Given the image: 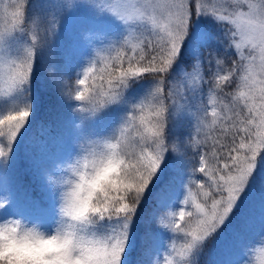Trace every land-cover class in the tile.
I'll use <instances>...</instances> for the list:
<instances>
[{"label": "snow or ice", "instance_id": "obj_1", "mask_svg": "<svg viewBox=\"0 0 264 264\" xmlns=\"http://www.w3.org/2000/svg\"><path fill=\"white\" fill-rule=\"evenodd\" d=\"M87 2L113 14L124 32L75 69L56 44L60 17H49L38 38L26 32L24 5L17 3L10 26L0 30V159H7L46 94L82 117L124 106L119 122L97 136L115 141L109 147L122 150L127 170L89 230L101 237L92 242L90 264H122L150 191L164 210H154L155 225L168 236L161 252L160 233L145 232L144 260L193 264L208 240L231 233L240 243L226 264H246L253 247L243 236L256 230L255 245L264 243V0ZM42 20L37 10L32 22ZM208 20L219 35L207 29ZM234 80L236 89L226 91ZM206 85L216 96L210 109ZM51 131L41 124V136ZM177 238L179 245L169 243Z\"/></svg>", "mask_w": 264, "mask_h": 264}, {"label": "trees", "instance_id": "obj_2", "mask_svg": "<svg viewBox=\"0 0 264 264\" xmlns=\"http://www.w3.org/2000/svg\"><path fill=\"white\" fill-rule=\"evenodd\" d=\"M35 2V5H33ZM203 2V0H202ZM21 3L25 11V30L38 38L44 33V29L50 27L49 17H60L56 44L62 55L71 58L73 69L81 66L85 59L95 56V50L104 48L113 40H120L124 27L121 25L110 28V36L106 38L99 35L101 27L105 22L100 20L93 24L94 19L87 11L83 13L79 7L75 6L74 21L66 20L71 10H66L72 5V0H58L59 14L55 11L56 0H0V30L10 26V13L15 10V5ZM7 9V13L5 12ZM42 12L43 20L38 24L32 22L33 14ZM84 14V18L82 15ZM205 26L213 34L219 35L218 26L211 20L205 22ZM135 42V41H134ZM209 47L216 48L218 45L212 43ZM236 59L235 54L226 57V63L231 66ZM6 71V69H5ZM205 77L209 76L208 65L203 67ZM147 84V81L141 82ZM3 80H0V99H3ZM236 89V81L227 87L226 91L233 92ZM138 88H133L132 92H137ZM205 103H214L216 96L208 92L205 86ZM132 93H129L131 95ZM6 107V105H4ZM126 110L120 105H110L94 116H79L74 114L69 106L60 101L55 94L49 93L41 98V102L36 106L35 115L27 129L14 144L7 159H0V201L7 203L0 208V220L9 217L21 219L28 224H36L41 229L51 232L57 221V191L53 189L48 180L49 174H56L59 169L56 165L69 160L77 152V141L82 138V134L90 137L103 136L119 122V115ZM211 119V117H209ZM51 126L49 135H40L41 124ZM79 124L80 127H76ZM56 125H58L56 127ZM188 156L192 157L195 164V155L189 150ZM202 178V177H201ZM154 191V189H153ZM195 193V183L192 185ZM153 192L146 194L144 201L138 211L137 219L132 230L131 243L124 255L122 264H151V257L147 260L142 258V237L149 229L160 233L156 227L153 215L156 212L164 211L157 209L152 198ZM178 211V209H177ZM234 225L239 227V220L233 219ZM162 239L159 249L165 247L163 240L168 233H160ZM181 239L177 238L169 242L179 245ZM242 242L245 246L253 247L258 241L256 230L246 233ZM240 242H234L231 233L221 237L208 240L198 257H193V264H226L233 255L234 250ZM249 253V252H248ZM162 264V261H161Z\"/></svg>", "mask_w": 264, "mask_h": 264}, {"label": "clouds", "instance_id": "obj_3", "mask_svg": "<svg viewBox=\"0 0 264 264\" xmlns=\"http://www.w3.org/2000/svg\"><path fill=\"white\" fill-rule=\"evenodd\" d=\"M109 145H115L109 137H82L77 152L48 175L58 201L51 232L18 218L0 220V264H90L92 242L101 237L89 230L127 170L122 150ZM246 255V264H264V243Z\"/></svg>", "mask_w": 264, "mask_h": 264}, {"label": "rangeland", "instance_id": "obj_4", "mask_svg": "<svg viewBox=\"0 0 264 264\" xmlns=\"http://www.w3.org/2000/svg\"><path fill=\"white\" fill-rule=\"evenodd\" d=\"M52 1V0H50ZM57 1V5H56V9L55 11L59 14V8H58V0ZM33 5H35V2H33ZM75 6L79 7V9L81 10L82 8V11L83 13L87 11L88 14H91L92 17L94 19H91L92 23L93 24H96L97 21L99 22L100 20L104 21L105 22L103 23L102 27H101V30H100V37L101 35H104L106 38H108L110 36L109 34V31H110V28H113L114 26H117V25H121L122 27H124L122 25V23L113 15L111 14L109 11L107 10H100L99 8L95 7L93 4L91 3H88L87 0H76V3H75ZM74 6V7H75ZM72 8L68 17H66V20L69 21V22H73L74 21V14H75V8ZM84 14L82 15V18H84Z\"/></svg>", "mask_w": 264, "mask_h": 264}]
</instances>
